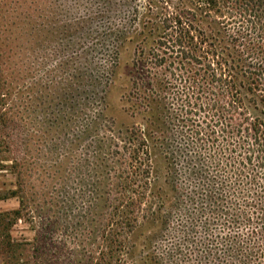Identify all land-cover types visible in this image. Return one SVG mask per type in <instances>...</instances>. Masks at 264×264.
<instances>
[{"label":"trees","instance_id":"1","mask_svg":"<svg viewBox=\"0 0 264 264\" xmlns=\"http://www.w3.org/2000/svg\"><path fill=\"white\" fill-rule=\"evenodd\" d=\"M124 1L138 3L117 35L106 27L115 37L106 85L117 43L136 38L130 99L140 123L116 135L100 98L86 115L92 138L109 142L91 153L107 264H264V0ZM19 190L7 216L26 209Z\"/></svg>","mask_w":264,"mask_h":264},{"label":"rangeland","instance_id":"2","mask_svg":"<svg viewBox=\"0 0 264 264\" xmlns=\"http://www.w3.org/2000/svg\"><path fill=\"white\" fill-rule=\"evenodd\" d=\"M135 3L0 0L1 132L9 145L1 156L0 197L8 198L0 200V264H107L104 192L102 185L93 188L91 153L109 142L92 138L86 115L100 98L116 135L140 123L130 99L139 73L136 38L117 43V65L106 85L115 38L106 27L112 23L117 35L115 27ZM140 24L131 30L140 31ZM95 169L101 172L100 165ZM19 187L26 209L21 217L7 216L20 208L11 196ZM7 242L22 246L10 252ZM117 258L112 264H122Z\"/></svg>","mask_w":264,"mask_h":264}]
</instances>
